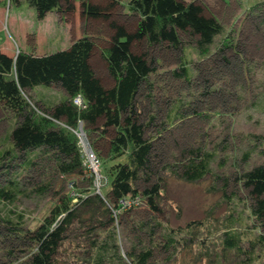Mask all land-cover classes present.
Here are the masks:
<instances>
[{
	"label": "rangeland",
	"instance_id": "374dc122",
	"mask_svg": "<svg viewBox=\"0 0 264 264\" xmlns=\"http://www.w3.org/2000/svg\"><path fill=\"white\" fill-rule=\"evenodd\" d=\"M130 1L60 0L58 12L48 13L39 19L24 0H0V52L9 57L18 52L45 56L65 50L74 41L86 36L95 44L89 59L90 67L108 89L113 81L106 71L102 50L118 46L115 36L119 35L118 32L127 35L129 52L136 58L151 61V68L154 69L150 76L153 84L151 98L146 97L145 91H141L140 98L145 108L144 116L156 115V123L150 124L146 130V138H152L154 147V171L164 164L169 165L174 156L187 146H201L215 153V162L212 165L213 175L198 183H187L170 175L168 170L162 173L161 180L157 182V212L152 213L144 200H137L128 211L113 215L118 217H114L113 224L119 245L125 252L132 239L129 232L133 223L141 217L146 219L155 215L158 222L175 230L179 227L185 231L190 223L189 227H194L193 230L198 228L195 231H198L199 240L208 247L195 248V255L189 252L184 256L182 251L180 258L188 261L194 258L195 261L207 254L211 264L240 262L245 259L244 256L219 252L213 243L218 242L216 238L221 230H225L224 225L230 218L235 220L233 229L243 237L244 250L250 248V240L258 233L249 216L250 199L237 186L235 178L264 162V0H184L186 3L193 2V6L200 10L199 16L215 19L223 28L210 48V57L206 59H202L195 50L197 38L189 35L180 36L181 50L166 45H146L145 39L137 36L139 17L129 10ZM227 38L235 49L217 54V45ZM184 62L193 74L189 83L173 76ZM27 94L42 108L52 106L65 97L59 89L45 86H36ZM177 100L187 103L182 111L184 118L173 122L171 127L164 126L165 114L178 103ZM74 105L79 107L81 103L75 100ZM14 126L13 114L0 107V183L6 179L16 180L24 193L15 203H0V220L15 221L17 215H22L26 229L34 230L50 216L51 208L65 194L74 198L77 190L88 188L89 179L85 174L82 179L80 173L68 177L58 175L48 157L36 160L34 170L26 169L20 158L21 152L17 148L12 150L15 144L10 134ZM72 133L83 154L87 171L94 176V172L97 173L95 180L92 179L91 191L103 201L108 200V164L103 165L92 145L97 134L87 132L83 126ZM96 143L104 153L106 140L98 139ZM7 151L11 152L1 158ZM39 153L40 150H34L26 156L33 159ZM244 153L248 154L246 162L242 161ZM94 157L98 158L95 167L92 165ZM70 181L74 182L72 188ZM155 181L153 177L151 183L155 185ZM44 182L50 184L49 191L37 196L32 189ZM103 184L107 187L101 190ZM124 208H128L127 205ZM200 221L206 223L209 234L202 231L206 228L198 223ZM0 233V264H19L26 255V246L7 236L8 233L2 230ZM207 242L212 244L207 245ZM154 253L158 264L167 257L160 249ZM258 259L254 264L264 261L262 257Z\"/></svg>",
	"mask_w": 264,
	"mask_h": 264
},
{
	"label": "trees",
	"instance_id": "16d2710c",
	"mask_svg": "<svg viewBox=\"0 0 264 264\" xmlns=\"http://www.w3.org/2000/svg\"><path fill=\"white\" fill-rule=\"evenodd\" d=\"M24 1L34 9L39 19L60 9V0ZM129 10L138 15L137 36L144 38L149 47L166 45L181 50L180 36L189 35L197 38L195 50L202 59H206L211 55L210 48L215 38L223 32L215 19L199 16L200 10L193 6V2L131 0ZM118 33L115 35L118 46L102 50L106 71L113 81L108 89L90 67L89 59L95 44L86 36L65 50L45 56L18 52L9 57L0 52V107L15 118L10 134L15 144L12 150L17 148L21 152L20 158L26 169L34 170L36 160L48 157L58 175L68 177L80 173L84 179L81 155L72 133L80 124L87 132L97 134L92 145L103 165L108 164L110 177L108 200L103 201L91 191L92 179L89 178L88 188L77 190L74 198L65 194L51 208L50 216L34 230L26 229L22 215H17L15 221L0 220V230L27 248L19 264H158L154 252L159 249L167 256L160 264H211L207 254L195 261L194 258L189 261L180 258L182 251L184 256L189 252L195 255V248L208 247L199 240L198 231H195L198 228L193 230L190 223L185 231L179 227L175 230L162 225L155 215L146 219L141 217L133 223L129 232L132 239L125 252L119 245L113 224L114 204L118 199L130 197L134 200L140 196L149 210L155 213L159 210L157 182L161 180V174L168 170L170 175L187 183H198L213 175L215 153L201 146H187L174 156L169 165L164 164L154 171V147L152 138H146V130L150 124L156 123V115L144 116L145 108L140 99L141 91H145L148 99L151 98L153 84L150 76L154 69L151 61L133 56L127 47L128 36ZM229 39L217 45V54L235 49ZM173 76L186 83L193 78L185 62ZM36 86L55 87L65 97L42 108L27 94ZM75 99L80 100V107L74 105ZM177 102L166 112L164 126L171 127L173 122L184 118L182 111L187 103ZM98 139L107 142L104 153L96 145ZM34 150H40V153L33 159L27 158L28 152ZM11 151L5 152L1 158ZM247 160L248 154L244 153L242 161ZM54 171L52 173L56 174ZM153 177L155 185L151 183ZM235 179L237 186L250 199L249 216L258 233L250 240V248L244 250L243 237L233 229L235 220L230 218L224 225L225 230L217 236L218 242L213 244L219 252L244 256L245 259L234 264H254L259 257L264 258V162L239 173ZM69 184L74 187L73 181ZM224 184H227L226 180ZM49 186L48 182L38 184L32 192L41 196L49 191ZM19 195L24 193L16 180L6 179L0 183V203H15ZM72 199L76 200L75 203ZM198 223L205 225L206 230L202 231L209 234L206 223ZM209 244L212 242H207Z\"/></svg>",
	"mask_w": 264,
	"mask_h": 264
},
{
	"label": "built area",
	"instance_id": "2783aa9c",
	"mask_svg": "<svg viewBox=\"0 0 264 264\" xmlns=\"http://www.w3.org/2000/svg\"><path fill=\"white\" fill-rule=\"evenodd\" d=\"M76 100H79V99H76ZM79 101H80V100H79ZM80 153H81V157H82V166H83V167L85 168V170H86L87 177H89V178L95 180V176L97 175V173L94 172V173H95V176H94L93 173L87 171V169H86V167H85V164H84V162H83V154H82L81 150H80ZM96 158H97V157H96ZM96 158H95V157L92 158V160L95 159V162L92 163V165H93L94 167L98 164V159H96ZM92 181H93V180H92ZM92 185H93V184H92ZM106 186H107V184H103V185L101 186V188H104V187H106ZM127 200H128V201H127ZM137 200H142V199H141L140 196L135 197L134 200L131 199L130 197H127V198H120V199H118L117 202H116V203H117V206H116V204H115V206H114L116 210H113V215L121 214L122 211H128L129 209H131V208L133 207L134 203H135ZM126 205H127L128 208H124V206H126ZM120 207H121V208H120ZM123 208H124V209H123ZM114 217H116V216H114Z\"/></svg>",
	"mask_w": 264,
	"mask_h": 264
},
{
	"label": "clouds",
	"instance_id": "9594fccd",
	"mask_svg": "<svg viewBox=\"0 0 264 264\" xmlns=\"http://www.w3.org/2000/svg\"><path fill=\"white\" fill-rule=\"evenodd\" d=\"M75 100H76V99H75ZM75 100H74V101H75ZM80 103H81V102H80ZM80 106H81V105H80ZM80 106H79V107H80ZM79 126H82V125L79 124ZM77 129H78V128H77ZM77 129L72 130V132H73V131H76ZM76 143H77V142H76ZM77 146H78V143H77ZM78 149H79V147H78ZM79 152H80V149H79ZM80 155H81V153H80ZM97 159H98V158H97ZM81 161H82V157H81ZM81 167H82V169L84 170V174L87 176V174H86V170H85V168L82 166V162H81ZM88 179H89V177H88ZM90 179H91V178H90ZM109 185H110V183H109ZM106 187H107V186H106ZM106 187H104V188H106ZM104 188H102L101 190H103ZM101 190H100V192H101Z\"/></svg>",
	"mask_w": 264,
	"mask_h": 264
}]
</instances>
